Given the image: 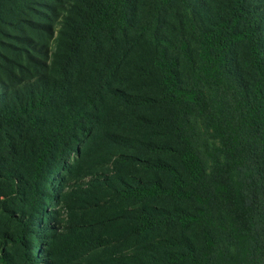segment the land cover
I'll return each instance as SVG.
<instances>
[{"label":"rangeland","instance_id":"obj_1","mask_svg":"<svg viewBox=\"0 0 264 264\" xmlns=\"http://www.w3.org/2000/svg\"><path fill=\"white\" fill-rule=\"evenodd\" d=\"M240 1L247 10L254 11L256 18L264 15V0ZM45 2L48 0H1L5 8L19 4L21 10L18 14H0V91L6 96L7 82L11 81L1 65H6L5 57L24 64V57L33 54L29 47L36 48L38 69H32L28 76L17 72L12 80L25 86V90L41 91L43 86H37L35 79L53 76L57 37L46 27L54 31L59 21L43 11ZM226 2L230 0L133 1L134 27L128 30L127 40L101 43L97 61L91 63L95 71L79 90L78 86L73 89L74 97L67 101L74 109L95 110L98 121L81 142L79 153L68 156L65 166L59 165L48 185L43 180L37 182L39 192H47L56 199H46L43 218L38 222L40 229L32 236L26 233L21 244L17 238L21 229L16 223L20 216L28 220L25 214L29 189L26 180L7 177L0 167V264H25L30 242L34 241V264H238L234 252L217 248L214 242L216 212L211 199L198 196L177 200L162 195L133 201L114 195L110 189L117 181L129 185L157 182L170 187L167 173L146 168L157 162L170 165L185 178L173 151L178 142L172 135L176 121L209 177L202 180L203 188L212 190V175L220 154V141L212 123L159 103L128 107L114 92L132 99L156 100L160 84L154 59L163 52L183 83L190 86L197 82L196 88L206 93L210 109L218 114L224 109L218 96L194 81L187 56H191L192 64L199 70L195 38L213 27L215 19L223 15ZM20 19L23 22L18 25ZM43 63L48 70H44ZM104 64L108 65L106 71ZM111 71L114 80L110 91L101 90L100 78ZM11 95L10 91L8 97ZM53 109L56 113L63 111L59 106ZM140 211L165 221L144 234H133L131 216ZM47 217L51 228L42 229ZM91 232H98L108 243L90 245L87 240ZM188 251L193 253L192 258Z\"/></svg>","mask_w":264,"mask_h":264},{"label":"trees","instance_id":"obj_2","mask_svg":"<svg viewBox=\"0 0 264 264\" xmlns=\"http://www.w3.org/2000/svg\"><path fill=\"white\" fill-rule=\"evenodd\" d=\"M133 1L45 2L43 11L59 22L54 31L46 27L49 33H56L57 53L52 61L53 76L44 75L43 80H34L37 86H43L41 91L25 90V86L12 81L17 72H25L28 76L32 69H38L39 59L34 55L36 48L28 46L33 54L24 57V64L7 57L4 58L6 65L1 63L11 81L7 82V96L0 91L1 172L13 180H26L29 189L25 214L28 220L20 216L16 223L21 229L17 236L20 244L25 241L26 233L32 236L40 229L38 222L43 218L46 199L47 202L56 199L47 192H39L37 182L43 180L48 185L59 165H64L68 156L79 153L81 142L98 121L95 110L74 109L67 101L74 97L73 89L78 86L79 90L95 71L91 63L97 61L101 43L127 40L128 30L134 27ZM244 5L240 0L226 2L223 15L215 19L213 27L195 38L199 70L192 64L191 56H187L194 81L218 96L224 108L218 114L210 109L206 93L196 88L197 82L190 86L183 83L173 62L163 52L154 59L160 84L156 100L132 99L114 92L128 107L159 103L168 109H180L210 121L220 141L212 190L203 188L202 180H209V177L176 121H173L172 135L178 142L173 151L178 155L185 178L170 165L157 162L146 168L167 173L172 182L170 187L157 182L129 185L117 181L110 189L114 195L133 201L151 200L162 195L177 200L198 196L203 200L211 199L216 212L214 242L217 248L234 252L238 264H264V15L256 18L254 11L247 10ZM18 6L7 9L0 4V14L7 11L18 14L21 11ZM43 16L45 18L46 14ZM18 22L19 25L23 20ZM43 64L44 70H48L46 63ZM107 68L104 64L103 69L106 71ZM113 80V71L106 73L100 78L102 84L98 87L110 91ZM10 91L12 95L8 97ZM53 106H59L63 111L56 113ZM49 218L42 229L51 228L47 222ZM163 219L143 211L136 212L131 216L132 233L144 234L162 224ZM87 242L100 246L108 240L98 232H91ZM30 243L25 264H34L36 260L33 255L36 243ZM188 255L193 257L189 251ZM3 264L7 263L3 261Z\"/></svg>","mask_w":264,"mask_h":264}]
</instances>
